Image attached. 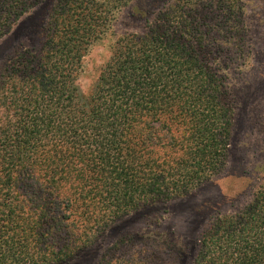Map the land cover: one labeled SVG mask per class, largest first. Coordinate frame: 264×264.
Here are the masks:
<instances>
[{"label":"trees","instance_id":"16d2710c","mask_svg":"<svg viewBox=\"0 0 264 264\" xmlns=\"http://www.w3.org/2000/svg\"><path fill=\"white\" fill-rule=\"evenodd\" d=\"M130 1L55 0L39 51L0 76V264H67L113 222L227 166L234 113L208 33L244 53L243 1L177 0L144 34L118 38L81 94L89 47ZM40 3L0 0V40ZM256 180L246 205L201 233L193 264H264V168ZM143 245L146 261L170 258L162 242Z\"/></svg>","mask_w":264,"mask_h":264},{"label":"rangeland","instance_id":"374dc122","mask_svg":"<svg viewBox=\"0 0 264 264\" xmlns=\"http://www.w3.org/2000/svg\"><path fill=\"white\" fill-rule=\"evenodd\" d=\"M177 0H131L117 9L105 35L89 47L77 86L89 94L108 61L118 38L142 35L155 15ZM238 23L245 29L244 53L234 57V49L224 34L208 33L211 57L219 65L233 108V129L227 166L190 194L172 202H156L115 221L97 235L93 244L67 264H157L146 261L144 243L162 242L165 264H193L198 238L218 215L230 214L246 205L257 186L256 177L264 168V0H242ZM55 0H41L0 40V76L5 66L23 52H38L41 25ZM122 242L121 251L110 249ZM155 255V254H154ZM164 262V261H163Z\"/></svg>","mask_w":264,"mask_h":264}]
</instances>
